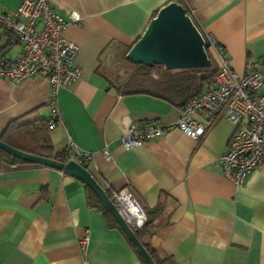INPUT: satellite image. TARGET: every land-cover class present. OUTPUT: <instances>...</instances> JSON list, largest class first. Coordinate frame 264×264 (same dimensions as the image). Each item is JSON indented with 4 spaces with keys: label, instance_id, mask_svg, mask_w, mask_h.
Masks as SVG:
<instances>
[{
    "label": "crops",
    "instance_id": "0c3cea01",
    "mask_svg": "<svg viewBox=\"0 0 264 264\" xmlns=\"http://www.w3.org/2000/svg\"><path fill=\"white\" fill-rule=\"evenodd\" d=\"M175 1L49 0L68 22L66 38L81 48L80 77L59 92L60 123L51 133L55 152L63 153L71 138L95 155L88 169L107 194L135 195L149 219L140 241L164 264H264V165L240 188L224 176L220 158L237 130L225 116L199 140L175 128L142 146L123 148L132 124H173L182 107L150 96H121L109 90L100 71L107 73L108 59L131 48ZM23 2L0 0V6L13 13ZM184 2L202 34L229 52L236 73L264 60V0ZM73 14L80 16L78 24L70 21ZM21 51V44L0 33V60ZM51 96L42 76L22 83L0 78V137L31 111L49 118ZM109 213L90 205L87 186L74 176L29 162L3 165L0 264H144ZM86 233L90 243L84 251L78 240Z\"/></svg>",
    "mask_w": 264,
    "mask_h": 264
},
{
    "label": "built area",
    "instance_id": "2783aa9c",
    "mask_svg": "<svg viewBox=\"0 0 264 264\" xmlns=\"http://www.w3.org/2000/svg\"><path fill=\"white\" fill-rule=\"evenodd\" d=\"M69 19L73 24L81 20L76 14ZM67 26V20L54 10L49 0H24L13 13L5 12L0 6V30L10 32L12 41L22 45V51L15 58L0 60V78L22 83L28 78L42 76L49 81L52 89L49 101L52 131L60 123L59 92L78 80L81 74L77 66L81 48L66 38ZM203 36L207 51L218 67L211 88L190 99L173 124L166 125L160 121L132 124L123 137L122 145L125 150H131L175 128L199 140L220 116H225L237 130L227 152L220 158V167L224 176L240 188L253 172L264 165V60L249 64L244 74H238L231 66L226 48L213 36ZM199 114H204L203 120L196 119ZM107 153L105 155L110 161ZM65 156V163L75 162L87 170L95 157L71 138ZM109 198L135 232L145 227L148 218L134 194L128 190L113 191ZM78 241L86 251L90 243L89 233Z\"/></svg>",
    "mask_w": 264,
    "mask_h": 264
},
{
    "label": "trees",
    "instance_id": "16d2710c",
    "mask_svg": "<svg viewBox=\"0 0 264 264\" xmlns=\"http://www.w3.org/2000/svg\"><path fill=\"white\" fill-rule=\"evenodd\" d=\"M175 2L182 5L187 10L184 0H176ZM0 33H5L12 41L13 35L10 32L0 30ZM131 48L125 50L121 55V58L133 69L132 76L128 80H124L123 77L119 75L113 78L104 71H100L108 83L109 90H113L121 96H150L167 101L172 105L183 107L190 99L201 96L211 88L212 80L218 71L217 64L209 52V57L213 62L210 68L170 71L162 66L156 65L154 67H148L129 60L127 55ZM50 126L51 118H43L39 110H34L12 121L2 134L1 140L6 145L23 153L65 163V151L61 154L55 152ZM22 163L28 162L0 149V169L3 165ZM87 190L90 205L110 216L103 202H101L90 188L87 187ZM108 196H110V193H108ZM148 224L149 219L145 227L136 232L140 240H142V234ZM146 249L151 254L156 264H164L150 248L146 247ZM137 253L144 264H147L141 254L138 251Z\"/></svg>",
    "mask_w": 264,
    "mask_h": 264
},
{
    "label": "water",
    "instance_id": "95a60500",
    "mask_svg": "<svg viewBox=\"0 0 264 264\" xmlns=\"http://www.w3.org/2000/svg\"><path fill=\"white\" fill-rule=\"evenodd\" d=\"M127 58L138 64L148 67L158 65L170 71L210 68L213 64L203 34L187 10L176 2L159 11L141 39L132 46ZM0 149L23 161L57 169L82 181L107 206L146 263L156 264L136 232L122 218L106 191L89 170L75 162L60 163L23 153L6 145L1 137Z\"/></svg>",
    "mask_w": 264,
    "mask_h": 264
},
{
    "label": "rangeland",
    "instance_id": "374dc122",
    "mask_svg": "<svg viewBox=\"0 0 264 264\" xmlns=\"http://www.w3.org/2000/svg\"><path fill=\"white\" fill-rule=\"evenodd\" d=\"M122 52L114 53L107 61L106 71L113 78L121 76L124 80H128L133 73V69L121 58Z\"/></svg>",
    "mask_w": 264,
    "mask_h": 264
}]
</instances>
